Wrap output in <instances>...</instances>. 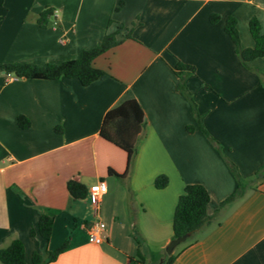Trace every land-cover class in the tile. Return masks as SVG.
Instances as JSON below:
<instances>
[{
    "label": "crops",
    "instance_id": "crops-1",
    "mask_svg": "<svg viewBox=\"0 0 264 264\" xmlns=\"http://www.w3.org/2000/svg\"><path fill=\"white\" fill-rule=\"evenodd\" d=\"M45 5L53 7L55 25L36 22ZM228 16L242 47L254 43L252 17L264 32V0H0V62H61L105 33L117 31L120 40L93 59L104 72L87 85L0 71V247L19 238L30 263L34 251L67 240L46 264H139L138 237L145 264H156L168 255L185 185L205 186L213 215L237 186L230 161L249 182L246 190L178 243L171 264H264V177L256 178L264 164V56L242 63L224 30ZM177 60L194 66L185 85L211 138L179 90ZM126 90L145 116L127 170L125 151L99 134ZM18 115L28 127L18 125ZM158 175L167 178L163 187L155 186ZM70 177L87 189L105 182L97 210L88 196L70 197ZM41 213L54 218L47 243L30 235ZM95 221L103 225L100 243L88 239L86 227Z\"/></svg>",
    "mask_w": 264,
    "mask_h": 264
},
{
    "label": "trees",
    "instance_id": "trees-1",
    "mask_svg": "<svg viewBox=\"0 0 264 264\" xmlns=\"http://www.w3.org/2000/svg\"><path fill=\"white\" fill-rule=\"evenodd\" d=\"M118 8L119 6H116L114 9L117 10ZM218 19L219 15L216 13L210 14L209 16L210 22H216ZM36 22L41 27L55 25L53 7L45 5L37 15ZM248 29L254 43L252 46L242 47L236 19L233 16H228L224 23V30L232 40L235 51L244 64H247L256 57L264 56V32L261 31L260 23L256 17H252L249 20ZM116 34L117 31L105 33L98 45L82 50L76 58L61 62H48L42 65L22 62H0V71L11 73L21 78L57 79L62 76L75 77L83 85H87L104 72L102 69L93 65V59L120 42L116 38ZM176 69L182 71L178 84L179 90L190 100L198 127L206 136L210 137L203 126L202 115L197 112L195 103L190 98V93L185 85V76L189 72H194V66L177 60ZM17 123L22 128L29 126V120L24 115L17 116ZM144 125V113L130 90H126L117 103L103 117L99 134L105 140L125 151L127 157L126 170L135 154L136 143L141 136ZM186 129L192 130L193 125H187ZM55 130L62 132V126L56 125ZM228 167L236 179L237 186L233 193L219 203L213 215L207 213V204L210 200V195L205 186L199 183L185 185L173 213L172 238L183 234H188V236L194 234L204 226L213 222L220 210L227 203L243 195L249 182L243 184L240 181L237 167L232 162L228 161ZM110 172L116 174L112 169H110ZM261 177H264V164L256 172V178ZM166 182L167 178L165 175H158L154 181L156 187H163ZM66 188L72 199L85 198L88 193L86 185L75 177H70L67 180ZM53 220L52 215L41 213L36 228L30 229V235L33 236L35 233H38L44 242L47 243L52 232ZM135 239L138 243L136 253L137 262L139 264H145L141 240L138 237H135ZM66 246L67 240L54 250H47L45 248L43 252L34 251L30 263H27L23 242L19 238H13L7 245L0 247V262L2 264H46V262L54 260ZM174 258L175 255L170 253L164 256L161 264H171Z\"/></svg>",
    "mask_w": 264,
    "mask_h": 264
},
{
    "label": "built area",
    "instance_id": "built-area-1",
    "mask_svg": "<svg viewBox=\"0 0 264 264\" xmlns=\"http://www.w3.org/2000/svg\"><path fill=\"white\" fill-rule=\"evenodd\" d=\"M106 192V184L103 180H99L97 183L91 185L88 188V199L90 203L94 206V209L97 210L99 205L100 197ZM103 225L99 221L90 223L87 227L88 239L92 242L100 243L102 241L101 231Z\"/></svg>",
    "mask_w": 264,
    "mask_h": 264
},
{
    "label": "water",
    "instance_id": "water-1",
    "mask_svg": "<svg viewBox=\"0 0 264 264\" xmlns=\"http://www.w3.org/2000/svg\"><path fill=\"white\" fill-rule=\"evenodd\" d=\"M188 234H183L170 239V241L165 245L164 249L167 254H170L173 248L180 242L184 241ZM163 259H160L156 264H161Z\"/></svg>",
    "mask_w": 264,
    "mask_h": 264
},
{
    "label": "rangeland",
    "instance_id": "rangeland-1",
    "mask_svg": "<svg viewBox=\"0 0 264 264\" xmlns=\"http://www.w3.org/2000/svg\"><path fill=\"white\" fill-rule=\"evenodd\" d=\"M0 264H2V263H0Z\"/></svg>",
    "mask_w": 264,
    "mask_h": 264
}]
</instances>
